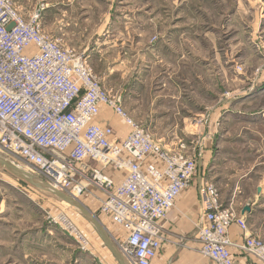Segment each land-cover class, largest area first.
Masks as SVG:
<instances>
[{
	"label": "built area",
	"instance_id": "2783aa9c",
	"mask_svg": "<svg viewBox=\"0 0 264 264\" xmlns=\"http://www.w3.org/2000/svg\"><path fill=\"white\" fill-rule=\"evenodd\" d=\"M47 6L25 12L15 0H0V155L74 198L92 194L101 221L117 226L111 236L128 263L154 264L167 238L164 222L198 173L201 143L164 145L134 119L122 91L103 83L84 52L46 32ZM104 109L124 122V136L99 121ZM199 193L200 254L214 264H239L235 246L264 264V239L233 203L224 204L219 186L206 180ZM60 220L88 250L75 225ZM234 224L241 242L230 235Z\"/></svg>",
	"mask_w": 264,
	"mask_h": 264
},
{
	"label": "rangeland",
	"instance_id": "374dc122",
	"mask_svg": "<svg viewBox=\"0 0 264 264\" xmlns=\"http://www.w3.org/2000/svg\"><path fill=\"white\" fill-rule=\"evenodd\" d=\"M26 1L30 2L21 4L29 12L47 0ZM176 1L70 0L74 2L70 12L73 16L68 14L61 21L72 25L69 34L63 36L56 29L63 18L48 27L64 46L82 52L88 39L81 37L80 29H97L109 9L122 20L126 15L144 19L146 34L138 47L153 51L126 60L130 66L151 67L143 100L149 109L163 112L161 120H139L132 97H126L125 106L164 145L172 146L179 140L190 145L199 141L201 150H209L207 179L220 184L221 192L229 196L236 178L264 172V18L260 17L264 0H257V13L249 16L250 9L244 7L236 13L237 18L233 16L237 0ZM75 22L78 24L73 25ZM175 25L177 29L172 32ZM135 31L139 35L142 30ZM183 32L185 38L177 40ZM121 48H111L103 62L92 63L98 76L115 91L121 90L120 62L113 66L118 71L112 75L106 72ZM111 114L112 125L124 136V122ZM12 161L30 172L22 161ZM220 178H230V186L219 182ZM91 190L103 196L101 191ZM79 199L101 220L99 201L92 194H82ZM63 216L88 240V250L81 249L76 238L63 228ZM104 222L110 234L117 230L112 221ZM80 255L91 256L94 264H119L94 225L76 207L0 167V264H88L84 259L79 261Z\"/></svg>",
	"mask_w": 264,
	"mask_h": 264
},
{
	"label": "crops",
	"instance_id": "0c3cea01",
	"mask_svg": "<svg viewBox=\"0 0 264 264\" xmlns=\"http://www.w3.org/2000/svg\"><path fill=\"white\" fill-rule=\"evenodd\" d=\"M16 1L20 3L22 8H26V5H24L26 4L25 2H30L26 0ZM46 2L48 6L44 12V29L51 36L55 37L52 35V27L48 26L55 25L59 19L63 18V20L58 22L56 29L58 28L60 30L59 34L66 36L69 34L68 31L72 25L70 23L67 25L63 24L61 21H65V18L68 17V14L73 16V14H70V12L74 2H70V0H68L67 4L65 0H47ZM174 3L176 4L177 1L175 0ZM237 3L238 9H236L237 11L233 14V16L236 18L239 17V14H236L238 13V10L244 7L250 9L248 14L249 16H251L253 13H257L255 11L257 7V0H246L244 2H242V0H237ZM260 17L264 18V12H262ZM85 18L86 19L84 21L86 22L89 17L87 16ZM100 21L102 24L99 27L96 26L97 29L92 27V30L89 32V29L87 28H84V30L80 29V33L83 34H80L81 37L86 38L87 36L88 39V42L82 46V52L86 54L89 63L92 65V63L94 64L103 62L105 54L109 52L111 48L122 47L120 49L121 53H119V55L116 54L110 60L106 74L108 73L109 75H112L118 71L119 69L113 66L119 64L120 62V88L124 97V104L126 105V100L132 97L134 98L133 101H135L136 105L135 111L137 114H139V120L141 119V121L151 122L160 121L163 112H157L155 108L149 109V106L143 100V97L146 93L145 90L147 88V76L150 73L151 67L140 65L130 66L129 61L126 60L127 58L141 56V54L144 56L146 52L153 51V49L144 50L138 47V45H140L143 41V35L146 34L144 32V28H146L144 19H138L135 16L130 17L126 15V19L122 20L121 17L119 18V16H114L112 9H109L107 14L105 13ZM77 24L78 23L75 22L73 25ZM135 29L142 31L139 35H137ZM176 29L177 26L175 25L173 28H171V31L174 32ZM184 30L186 31L185 27ZM179 34L180 38L177 40L181 41L183 39L182 37L185 38L186 33L183 32L182 35L181 33ZM205 36L207 35L205 34ZM112 37L113 39H110ZM173 38L174 40L177 38L174 33ZM126 97L128 99H126ZM111 113L112 112L110 111H106L99 118V121L112 124L114 121ZM129 113H131V111ZM212 119L213 118H211V120ZM201 120L205 119L201 118ZM208 151L209 150L200 149V160L203 159L202 157L204 156L205 159L200 161L198 173L192 185L178 197L175 206L170 211L166 221L164 222L167 238L163 244L160 254L155 259L154 264H214L212 260L205 258L200 254V242L197 236L198 225L201 218V198L199 187L204 183V181H210L207 179L205 173L206 153ZM256 173L257 174L255 176H247V174L239 176L233 181L234 188H232L231 195L226 196L224 190L221 192V195L225 205L233 203L234 207L245 217L250 228V232L264 239V172ZM229 181L230 178H224L223 180L220 178L219 182H226V185L230 186ZM247 205L250 206V211H244V208ZM230 235L236 242H241L243 239L242 231L236 224L230 228ZM231 249L239 264H260V262L256 261L242 249L235 246ZM78 254H80V252ZM81 256L82 255L79 257V261L84 259V261L86 260L88 264H94V262H91V256Z\"/></svg>",
	"mask_w": 264,
	"mask_h": 264
},
{
	"label": "water",
	"instance_id": "95a60500",
	"mask_svg": "<svg viewBox=\"0 0 264 264\" xmlns=\"http://www.w3.org/2000/svg\"><path fill=\"white\" fill-rule=\"evenodd\" d=\"M0 167L7 170L11 174H13L16 178L20 179L22 182L29 184L35 188L40 190H46L53 193L55 196L60 198L63 201H66L70 205L76 207L83 216L94 225L96 230L98 231L102 241L106 245V247L111 251L119 264H129L128 261L123 257L118 247L116 246L113 238L108 230V228L104 225V223L80 200L72 197L71 195L53 188L46 182L40 181L35 175L26 171L22 167L18 166L11 160L0 155ZM244 211H250V206L247 205L244 208Z\"/></svg>",
	"mask_w": 264,
	"mask_h": 264
},
{
	"label": "bare ground",
	"instance_id": "6f19581e",
	"mask_svg": "<svg viewBox=\"0 0 264 264\" xmlns=\"http://www.w3.org/2000/svg\"><path fill=\"white\" fill-rule=\"evenodd\" d=\"M21 167H24V166H21ZM26 167H27V166H26ZM27 168H28V167H27ZM23 169H24V168H23ZM25 170H26V169H25ZM29 170H30V169H29ZM26 171H27V170H26ZM28 172H29V171H28ZM30 173H32V174H33V172H32V171H30ZM77 197H78V198H77ZM77 197H76V198H77V199H79V197H80V196H77ZM79 200H80V199H79ZM64 202H66V201H64ZM66 203H67V202H66ZM67 204H69V203H67ZM103 223H104V224H106L104 221H103Z\"/></svg>",
	"mask_w": 264,
	"mask_h": 264
}]
</instances>
